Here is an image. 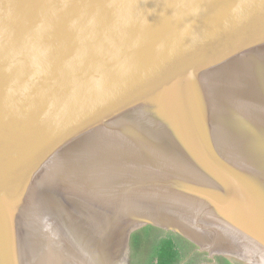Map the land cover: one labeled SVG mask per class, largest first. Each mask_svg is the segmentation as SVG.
<instances>
[{
    "label": "water",
    "instance_id": "obj_1",
    "mask_svg": "<svg viewBox=\"0 0 264 264\" xmlns=\"http://www.w3.org/2000/svg\"><path fill=\"white\" fill-rule=\"evenodd\" d=\"M262 49L264 0H0V264H114L147 226L264 264Z\"/></svg>",
    "mask_w": 264,
    "mask_h": 264
},
{
    "label": "bare ground",
    "instance_id": "obj_2",
    "mask_svg": "<svg viewBox=\"0 0 264 264\" xmlns=\"http://www.w3.org/2000/svg\"><path fill=\"white\" fill-rule=\"evenodd\" d=\"M258 63L260 65H264V50L262 49L260 51V56L257 59ZM233 78V77H232ZM204 79L207 81V87L209 88L213 84H220V82H224L227 84L225 85H236L237 82L233 83V79L231 77H226L224 73L218 72L217 73H211L208 76H206ZM263 79V78H262ZM248 82H251L252 85L258 86L255 80H249ZM211 88V87H210ZM216 135L221 138L220 133L218 130H216ZM51 172H57L55 168H53V171ZM61 193L62 191L59 190ZM54 193L49 190L45 191L44 193H36L38 197L41 199L42 206L40 207L39 213L43 216H48V220L50 223H46L47 229L42 230V232H45L46 234L42 235L43 242L41 244V252L43 255L47 256L48 258H51V255L54 253H57L59 251L62 253L63 250H65V247L69 245H77V229L76 226L71 227L74 222H70L67 220L66 215H70L71 211H67L68 209H64V196L60 197V193ZM60 198V199H59ZM56 204V206H55ZM56 208V209H55ZM55 210V211H54ZM57 213V214H55ZM75 225V224H74ZM46 244V245H45ZM65 244L64 247H62ZM78 247V246H77ZM75 249H78V248ZM59 248V249H58ZM61 255V254H60ZM3 259L7 261L4 253H3ZM81 261V259H79ZM1 262V259H0Z\"/></svg>",
    "mask_w": 264,
    "mask_h": 264
},
{
    "label": "rangeland",
    "instance_id": "obj_3",
    "mask_svg": "<svg viewBox=\"0 0 264 264\" xmlns=\"http://www.w3.org/2000/svg\"><path fill=\"white\" fill-rule=\"evenodd\" d=\"M136 235L138 245L133 244ZM168 238H171L180 250V256L174 264H245L222 255H209L198 251L192 244L181 241L178 235L150 226L138 229L130 235L126 247L115 253L114 264H145L151 258L152 249L154 251L162 240Z\"/></svg>",
    "mask_w": 264,
    "mask_h": 264
},
{
    "label": "trees",
    "instance_id": "obj_4",
    "mask_svg": "<svg viewBox=\"0 0 264 264\" xmlns=\"http://www.w3.org/2000/svg\"><path fill=\"white\" fill-rule=\"evenodd\" d=\"M179 239L187 244H190L187 240L178 236ZM139 240L133 238V244L138 245ZM138 250V249H137ZM138 253V252H137ZM180 256V250L170 238L162 240L156 247V249L151 253V258L146 261L145 264H174V262Z\"/></svg>",
    "mask_w": 264,
    "mask_h": 264
}]
</instances>
